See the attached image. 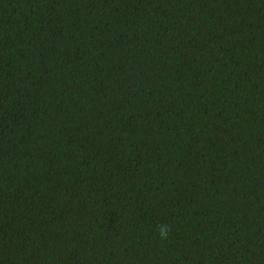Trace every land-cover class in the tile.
Segmentation results:
<instances>
[{
  "label": "trees",
  "instance_id": "obj_1",
  "mask_svg": "<svg viewBox=\"0 0 264 264\" xmlns=\"http://www.w3.org/2000/svg\"><path fill=\"white\" fill-rule=\"evenodd\" d=\"M0 264H264V0H0Z\"/></svg>",
  "mask_w": 264,
  "mask_h": 264
},
{
  "label": "clouds",
  "instance_id": "obj_2",
  "mask_svg": "<svg viewBox=\"0 0 264 264\" xmlns=\"http://www.w3.org/2000/svg\"><path fill=\"white\" fill-rule=\"evenodd\" d=\"M168 232H169V229L167 227H163L160 229V238L162 240H167L169 237H168Z\"/></svg>",
  "mask_w": 264,
  "mask_h": 264
}]
</instances>
